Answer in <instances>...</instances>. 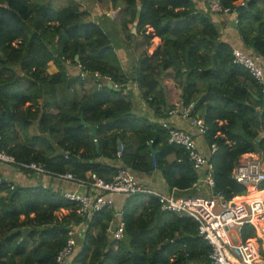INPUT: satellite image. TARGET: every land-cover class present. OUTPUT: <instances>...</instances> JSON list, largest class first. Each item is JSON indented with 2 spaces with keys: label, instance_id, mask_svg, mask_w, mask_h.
Wrapping results in <instances>:
<instances>
[{
  "label": "trees",
  "instance_id": "trees-1",
  "mask_svg": "<svg viewBox=\"0 0 264 264\" xmlns=\"http://www.w3.org/2000/svg\"><path fill=\"white\" fill-rule=\"evenodd\" d=\"M246 1L219 3L236 15L242 41L264 57V0H249L246 10L236 14ZM109 2L112 9H121L127 43L132 39L128 25L135 24V36L140 37L142 50L127 69L108 34L79 2L68 0L56 7L54 0H0V152L19 166L35 164L50 175L71 172L85 180L93 172L111 181L120 167L135 175L155 170L169 190H190L199 174L187 151L170 144L160 121L141 116L124 91L135 83L155 116L166 119L173 105L166 103L161 83L173 75L180 105H192L190 117L201 118L207 127L202 138L215 188L228 201L246 195L247 186L232 171L247 153L257 154L264 164V85L234 62L233 48L221 40L211 13L199 10L193 0ZM109 18L116 19L117 13ZM154 37L160 44L149 54ZM50 62L55 73L48 72ZM78 67L110 78L119 89L81 80ZM80 115L97 126L99 154ZM212 144L216 150L210 153ZM256 188L263 190L264 180ZM78 209L77 202L49 187L3 181L0 264H58L69 231L77 227L83 231L65 264H209L210 246L199 236L197 223L187 215L161 212L155 196H127L121 240L109 236L111 211L85 216ZM61 210L66 213L58 216ZM19 228L27 232L10 234ZM239 236L253 238L255 231L245 224Z\"/></svg>",
  "mask_w": 264,
  "mask_h": 264
},
{
  "label": "built area",
  "instance_id": "built-area-1",
  "mask_svg": "<svg viewBox=\"0 0 264 264\" xmlns=\"http://www.w3.org/2000/svg\"><path fill=\"white\" fill-rule=\"evenodd\" d=\"M241 3L240 5H242ZM208 11L212 14L230 15V10L223 8L219 0H208ZM107 16L115 17L113 11L106 12ZM234 62L245 67L250 74L264 85V74L260 68L257 58L233 49ZM78 75L81 80L91 81L93 85L101 88L104 83L110 87L119 89V86L112 84L110 78L98 72H87L80 70ZM192 105L182 106L176 103L166 111L167 118L160 120L162 127L168 135V142L183 147L187 151L188 159L193 169L199 174L198 179L193 184V190H202L205 196L202 197H173L172 195L161 193L155 189L148 188L138 182L135 173L126 167H120L111 181H106L93 172H89L86 179H78L71 172L64 174H53L57 180L68 181L75 184L80 189L93 191L68 190L62 196L68 200L79 204L78 212L81 215L89 216L91 213L102 210L112 212L113 220L109 225L108 233L111 239L121 240L124 235V222L122 220L123 211L115 208L112 198L115 194L134 195L147 194L157 198L159 210L161 212H173L178 215H187L197 223L198 234L210 246L209 264H260L264 238V197L251 201H235V197L226 200L223 193L215 188L212 176V165L209 163L207 153L198 148L194 138L190 133L181 130L170 124L169 117L179 114L188 120L190 126L195 127L202 136L207 127L203 120L198 117H190ZM122 147L118 150V155ZM216 150L214 144L209 152ZM67 154L65 158H67ZM241 159V158H240ZM0 161L16 164L13 157L0 152ZM21 167L31 169L37 173H47L35 164H20ZM233 178L245 186H253L257 189L258 183L264 180V164L259 156H250L239 160L232 171ZM6 179L0 175V184ZM13 188V185H10ZM251 225L255 231V236L246 240L239 239L234 242L230 237L231 230L236 229L239 234L243 225ZM76 235H81L78 228H74L68 233L66 246L56 257L58 264H65L76 247ZM234 235V232H233ZM260 240L262 241L260 243Z\"/></svg>",
  "mask_w": 264,
  "mask_h": 264
},
{
  "label": "crops",
  "instance_id": "crops-1",
  "mask_svg": "<svg viewBox=\"0 0 264 264\" xmlns=\"http://www.w3.org/2000/svg\"><path fill=\"white\" fill-rule=\"evenodd\" d=\"M74 1L82 4V3H86L88 0H74ZM92 1H94L96 4L99 3L97 0H92ZM193 1L199 10L204 11V12L208 11V0H193ZM260 4L264 7V3H260ZM87 10L90 12V18L93 21L99 23L100 26L104 29V31L108 34L109 38L111 39V43L115 47L117 55L121 61L122 67L124 69L130 68L131 62L135 63L139 51L142 50L141 48L142 46L139 45L140 37L135 36L136 35L135 24L128 25L129 33L132 34V39L130 38V40L127 43V41L124 39L125 35L122 32V24H121L122 15L119 13L121 9H116V10L113 9V11L117 13L116 19H110L109 17H106L105 14H103L104 11L101 9V6H96L94 8L89 7ZM211 16H212L213 21H215V23L219 27L221 40L231 45L233 49H239L246 54L256 57L258 64L264 74V57L257 56L254 53L253 49L242 41L240 35L238 34V30L236 28V22H237L236 15L234 14L220 15V14L211 13ZM103 17H105V19H103ZM233 20H235V25L232 24ZM135 44L138 45L139 47L135 48ZM159 44H160V40L157 37L152 38L151 45L148 48V53L149 54L152 53L153 50L159 46ZM50 63L54 67V71L50 73H55L57 71V68L52 62ZM71 71L74 74H76L77 68H73L71 69ZM174 89H176L177 94L173 96L171 92ZM161 90L163 91L165 95L166 103L168 105H174L176 103H179L180 88L177 82L175 81V79L173 78V75H168L164 77L163 82L161 83ZM124 91L126 94H128L130 98L133 99L135 106H136V111L141 116L147 117L148 119L153 120V121H157V122L160 121V119H158V117L155 116V113L153 112V110L149 108L147 103L143 100L141 96V92L135 83L130 82L125 87ZM168 121L170 122L171 125L190 133V135L194 138L198 148H200V150L203 151L204 153L207 152V147L203 141L202 136L198 133L195 127L190 126V124L188 123V120L182 118L179 114H177L175 116L169 117ZM250 156H258V155L247 153V154L242 155L240 160L245 159ZM168 160L172 161L173 157L169 156ZM99 161L100 162L104 161L107 164L112 163L111 161H106L102 159H100ZM0 175L3 176L7 181L13 184H16V185H20V186L29 187V186L41 185L44 187H49L53 191H57L59 193H63L64 191L75 190V189L79 191H86L88 193L93 192L91 190L88 191L85 188L80 189V187H77L75 184L71 182L57 180L55 177L51 175H48L45 173H42V174L37 173L32 170H24L17 164L4 162V161H0ZM136 178L138 182H140L144 186L151 188V189H155L164 194L172 195L173 197H202V196H205V193L202 190L196 191V190L190 189L184 192H178L176 190H169L161 174L155 170L150 171L148 173L136 174ZM257 194H261L260 197L263 198L264 189L263 190L255 189V191H251L250 196H247L248 194L242 195V196H236L235 201H243V200L251 201L254 199V196H256ZM112 198L115 203V208L117 210L122 211L123 206L126 202L127 196L122 195V194H115L112 196ZM77 228L81 229L80 227H77ZM234 236L236 238V241L241 239L237 231L234 232ZM262 241H263V249L261 251H263L264 253V238L262 239ZM262 241L260 240V243ZM260 264H264V256H261Z\"/></svg>",
  "mask_w": 264,
  "mask_h": 264
},
{
  "label": "rangeland",
  "instance_id": "rangeland-1",
  "mask_svg": "<svg viewBox=\"0 0 264 264\" xmlns=\"http://www.w3.org/2000/svg\"><path fill=\"white\" fill-rule=\"evenodd\" d=\"M99 3L98 4H96L94 1H92V0H88L86 3H82L81 5H82V7L83 8H89V7H96V6H101V9L104 11V13L103 14H105L106 15V13L105 12H110V11H113V9H112V7H111V4H110V2H108V0H97ZM68 3V0H54V4H55V6L57 7V6H61V5H64V4H67ZM88 3H89V5H88ZM108 7H109V9H108ZM114 12V11H113ZM103 16V15H102ZM109 17V16H108ZM103 19H105V17H103ZM102 19V20H103ZM54 71V67L52 66V64L50 63L49 64V66H48V72L50 73V72H53ZM171 94H173V96L174 95H176L177 94V92H176V89H174L172 92H171ZM255 187H253V186H248L247 187V194L248 193H250L251 191H255V189H254ZM236 198V197H235ZM66 213V211H59V212H57V215L58 216H61V215H63V214H65ZM78 231L79 232H81V231H83V230H81V229H78ZM236 231V229H233V230H231V235H230V237L233 239V241L235 242L236 241V238H235V236L233 235V232H235ZM75 249H76V247H75ZM74 249V250H75ZM69 261V258L66 260V262H68Z\"/></svg>",
  "mask_w": 264,
  "mask_h": 264
},
{
  "label": "water",
  "instance_id": "water-1",
  "mask_svg": "<svg viewBox=\"0 0 264 264\" xmlns=\"http://www.w3.org/2000/svg\"><path fill=\"white\" fill-rule=\"evenodd\" d=\"M248 1L249 0H247L246 3H243L242 5H239L236 8L235 13L237 14L239 12L245 11L246 8H247V2ZM232 24L235 25V20L232 21ZM79 118H80V124L83 125L84 127H87L89 129L92 138L95 140V138H96V132H97V126H95V125H88L86 123V121L83 119L82 115H80ZM95 145H96V153L99 154L100 153V147H99V144L96 142V140H95ZM117 148H118V150L121 148V142L119 140H117ZM151 153H152V157H153L154 152L152 151ZM72 159L73 160H77V157L73 156ZM16 231H21V232L26 233L27 232V228H19V229H16V230H12L10 232V234H12V233H14ZM82 234H83V232H82Z\"/></svg>",
  "mask_w": 264,
  "mask_h": 264
}]
</instances>
